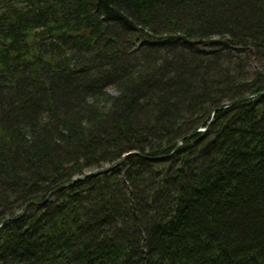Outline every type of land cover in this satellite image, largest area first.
<instances>
[{
	"label": "trees",
	"instance_id": "obj_1",
	"mask_svg": "<svg viewBox=\"0 0 264 264\" xmlns=\"http://www.w3.org/2000/svg\"><path fill=\"white\" fill-rule=\"evenodd\" d=\"M0 264H264V0H0Z\"/></svg>",
	"mask_w": 264,
	"mask_h": 264
},
{
	"label": "water",
	"instance_id": "obj_2",
	"mask_svg": "<svg viewBox=\"0 0 264 264\" xmlns=\"http://www.w3.org/2000/svg\"><path fill=\"white\" fill-rule=\"evenodd\" d=\"M215 113H216V110L214 111L212 118L215 116ZM201 130H202V129H199L198 131H201ZM116 164H118V163H116ZM111 167H112V166H111ZM111 167H105V168L100 169V170H98V171L90 172V173H88L87 175H99V174L103 173L104 171L109 170ZM87 175L82 176V177H80V178L82 179V178L86 177Z\"/></svg>",
	"mask_w": 264,
	"mask_h": 264
},
{
	"label": "rangeland",
	"instance_id": "obj_3",
	"mask_svg": "<svg viewBox=\"0 0 264 264\" xmlns=\"http://www.w3.org/2000/svg\"><path fill=\"white\" fill-rule=\"evenodd\" d=\"M107 165H108V164H107ZM92 170L95 171V169H88L86 172H89V171H92Z\"/></svg>",
	"mask_w": 264,
	"mask_h": 264
}]
</instances>
